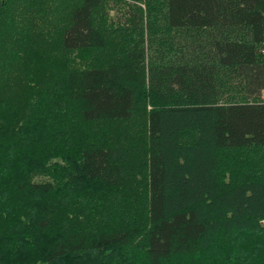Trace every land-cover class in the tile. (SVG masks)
Instances as JSON below:
<instances>
[{
	"label": "trees",
	"instance_id": "16d2710c",
	"mask_svg": "<svg viewBox=\"0 0 264 264\" xmlns=\"http://www.w3.org/2000/svg\"><path fill=\"white\" fill-rule=\"evenodd\" d=\"M0 264H264V0H0Z\"/></svg>",
	"mask_w": 264,
	"mask_h": 264
}]
</instances>
